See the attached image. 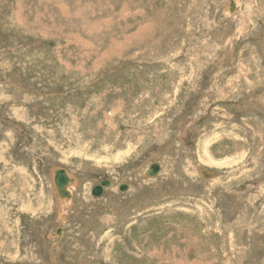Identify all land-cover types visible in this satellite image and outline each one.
Returning a JSON list of instances; mask_svg holds the SVG:
<instances>
[{"label":"rangeland","instance_id":"obj_1","mask_svg":"<svg viewBox=\"0 0 264 264\" xmlns=\"http://www.w3.org/2000/svg\"><path fill=\"white\" fill-rule=\"evenodd\" d=\"M257 96L264 0H0V264H264Z\"/></svg>","mask_w":264,"mask_h":264},{"label":"water","instance_id":"obj_2","mask_svg":"<svg viewBox=\"0 0 264 264\" xmlns=\"http://www.w3.org/2000/svg\"><path fill=\"white\" fill-rule=\"evenodd\" d=\"M160 168L158 164H152L148 167L147 172H146V176L148 177H154L156 176V174L159 172ZM53 181L55 183V186L57 187V189L60 191V193L64 196H68L69 193L67 191H64V188L67 184L68 181V177H67V173L65 170L63 169H59L55 172V176L53 178ZM110 184L109 180H103L100 182V185H97L95 187L92 188L91 190V195H93L94 197H98L103 193V189L105 187H107ZM126 189V185L122 184L119 186V191L123 192ZM60 233V229H58L57 231V235H59Z\"/></svg>","mask_w":264,"mask_h":264},{"label":"bare ground","instance_id":"obj_3","mask_svg":"<svg viewBox=\"0 0 264 264\" xmlns=\"http://www.w3.org/2000/svg\"><path fill=\"white\" fill-rule=\"evenodd\" d=\"M232 4V3H231ZM234 4V3H233ZM235 5V4H234ZM227 6H228V4H227ZM236 6V5H235ZM230 9H234V7H231L230 5L228 6ZM149 26V25H148ZM232 56V55H231ZM256 96V95H255ZM264 98V96H257L252 102H251V104L253 105V106H255V105H257V104H261V103H263V99ZM261 108H264V107H262L261 106ZM205 151V150H204ZM212 163V162H211ZM206 173H207V171H202L201 172V174H202V176H204L203 178L205 179V178H207L206 177ZM210 173V172H209ZM67 177H68V175H67ZM70 179L71 178H69L68 179V181H67V184H66V188H67V185L68 184H70ZM66 188H64V191H68L69 192V190L68 189H66ZM59 192V195L62 197V194L60 193V191H58ZM69 206H71V205H69ZM184 230H186V229H184ZM183 254V253H182ZM175 255H176V253H175ZM185 258H186V256H185ZM183 259V258H182ZM181 262V261H180ZM188 262V261H187ZM195 262V261H194ZM184 264V263H183ZM192 264H194V263H192Z\"/></svg>","mask_w":264,"mask_h":264}]
</instances>
